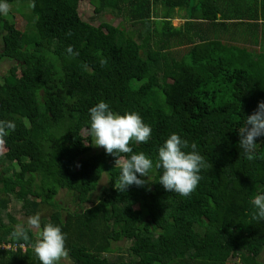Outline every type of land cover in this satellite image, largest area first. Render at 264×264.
Returning a JSON list of instances; mask_svg holds the SVG:
<instances>
[{"label": "trees", "instance_id": "obj_1", "mask_svg": "<svg viewBox=\"0 0 264 264\" xmlns=\"http://www.w3.org/2000/svg\"><path fill=\"white\" fill-rule=\"evenodd\" d=\"M16 1L24 28L0 14V60L14 61L0 76V120L16 125L0 137V264H40L32 245L49 222L67 233L71 263L60 264H264L251 203L264 192V136L249 158L239 135L264 101V0ZM82 1L121 24L85 21ZM176 9L196 21L173 26ZM100 101L151 126L129 146L154 164L170 134L195 143L206 161L196 190L167 192L153 168L121 191L116 161L133 153L95 148L89 109ZM62 190L74 207L56 199ZM14 199L27 217L52 210L39 234L7 211Z\"/></svg>", "mask_w": 264, "mask_h": 264}, {"label": "clouds", "instance_id": "obj_2", "mask_svg": "<svg viewBox=\"0 0 264 264\" xmlns=\"http://www.w3.org/2000/svg\"><path fill=\"white\" fill-rule=\"evenodd\" d=\"M91 4L94 7L95 4L93 2ZM8 10L7 0H0V14H6ZM68 52L71 53L72 49L69 48ZM89 115L94 144L103 147L109 154L133 153L129 146L130 142L147 143L151 138V126L135 111L120 113L112 110L109 103L100 101L89 109ZM15 128L14 121L0 120V137L7 136L15 131ZM239 135L240 148L245 155L252 158L257 150L256 139L264 136V101H261L256 111L247 117L243 126L239 128ZM190 148L191 150H187L189 143L186 139L178 133H172L158 148L155 164L153 159L143 152L133 153L123 159L116 155L118 157L116 166L119 165L120 168L119 189L126 191L132 185L143 186L145 181L140 177H149L155 168L161 170L159 184L167 192H175L183 197L190 196L201 181L200 173L206 166L197 145L192 143ZM251 203L253 219L264 221V192H258ZM27 223L40 228V216L30 217ZM13 236L25 241L30 239L28 230L22 225L16 226ZM66 240L67 233L62 231L61 226L52 222L45 224L40 232V238L32 245L40 264H60L61 259L68 254Z\"/></svg>", "mask_w": 264, "mask_h": 264}, {"label": "rangeland", "instance_id": "obj_3", "mask_svg": "<svg viewBox=\"0 0 264 264\" xmlns=\"http://www.w3.org/2000/svg\"><path fill=\"white\" fill-rule=\"evenodd\" d=\"M9 6V10L8 12L5 14V17L9 18L11 21L16 22L19 28H24L25 27V23L27 22L25 17L17 11V8L20 6V1H16L14 4H10ZM27 8V11L29 10L28 8L30 7L29 3H26L24 5ZM78 9L79 12L82 16V18L87 21V22H91L93 25H99L101 22H109L112 23L114 25H120L122 22L121 17L119 16H111V15H106L103 16L102 18H98L96 17L95 13H94V7L91 4L90 1H82L79 5H78ZM185 46H182L180 48V50H184ZM14 64V61H9L6 59L0 60V76H2L5 72H7L9 70V68ZM85 135H88L87 132H84ZM95 148L98 149V146L95 145ZM3 153V152H1ZM3 158V157H1ZM30 179V178H29ZM20 184L21 185H26L25 183L28 181V179L23 180V179H19ZM70 194L68 193V191L66 190H62L61 193L57 196V200L61 201V203L66 202L67 205L69 204V206L72 208L74 207L76 204L73 203L72 201V196H69ZM17 206V208L14 207ZM9 213H11L14 217L18 218L19 220L24 221L27 225V221L30 217H27L26 215L23 214L22 212V208H21V202L17 201L16 199L12 200L11 203L9 204V208L7 210ZM52 210L49 208H43V211L41 213H38V215L40 216V228H35L33 226H30L33 231L35 233L40 232L41 230V223L43 221L44 216L48 215L49 213H51ZM4 216V214H3ZM34 217V216H33ZM5 222H9L7 216H5ZM1 223V222H0ZM1 230V228H0ZM39 237V235H38ZM128 244H130L129 242H127ZM264 255V253H263ZM61 262H70V259L68 258V256L63 257L61 259Z\"/></svg>", "mask_w": 264, "mask_h": 264}, {"label": "crops", "instance_id": "obj_4", "mask_svg": "<svg viewBox=\"0 0 264 264\" xmlns=\"http://www.w3.org/2000/svg\"><path fill=\"white\" fill-rule=\"evenodd\" d=\"M157 8L159 9V8H161L162 7V4H161V2L158 0L157 2ZM161 10L162 9H160L159 10V12H161ZM173 16H174V18H172V24H173V26H175V27H181L186 21L189 23V22H191V21H196V20H194V19H188V14H187V12L185 11V10H179V9H176L175 11H174V14H173ZM218 16L220 17L221 15L220 14H218ZM225 21H227V20H225ZM186 47V46H185ZM176 47H175V49H174V51H175V54L177 53L176 52Z\"/></svg>", "mask_w": 264, "mask_h": 264}, {"label": "built area", "instance_id": "obj_5", "mask_svg": "<svg viewBox=\"0 0 264 264\" xmlns=\"http://www.w3.org/2000/svg\"><path fill=\"white\" fill-rule=\"evenodd\" d=\"M2 247H4V248H11V246L9 245H3Z\"/></svg>", "mask_w": 264, "mask_h": 264}, {"label": "flooded vegetation", "instance_id": "obj_6", "mask_svg": "<svg viewBox=\"0 0 264 264\" xmlns=\"http://www.w3.org/2000/svg\"><path fill=\"white\" fill-rule=\"evenodd\" d=\"M49 215H50V213L48 215H46V216H49Z\"/></svg>", "mask_w": 264, "mask_h": 264}]
</instances>
